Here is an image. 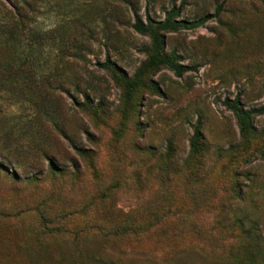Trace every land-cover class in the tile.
<instances>
[{
    "label": "rangeland",
    "instance_id": "obj_1",
    "mask_svg": "<svg viewBox=\"0 0 264 264\" xmlns=\"http://www.w3.org/2000/svg\"><path fill=\"white\" fill-rule=\"evenodd\" d=\"M0 264H264V0H0Z\"/></svg>",
    "mask_w": 264,
    "mask_h": 264
},
{
    "label": "trees",
    "instance_id": "obj_2",
    "mask_svg": "<svg viewBox=\"0 0 264 264\" xmlns=\"http://www.w3.org/2000/svg\"><path fill=\"white\" fill-rule=\"evenodd\" d=\"M181 7L182 3H180L178 6H171L167 11L164 12L163 18L156 22L151 20L149 17H146L145 22L143 23L135 14L134 21L131 25L133 30L141 34H146L153 41L155 49L154 52L151 54V59H153L154 62L158 61L159 63L166 65L176 75H180L182 72L186 71L187 67L178 64L175 61V56L173 54L160 55L159 48H161L162 45V37L160 35V32L164 30L173 31L178 28L193 30L202 27L207 21L216 17L220 13L223 7V2L217 4L214 7L212 13H207L191 20L181 19L178 17L181 11ZM105 64L107 63L103 62L101 66L105 67ZM224 104L235 117V121L237 123L239 131L241 133H245L246 127L248 125V119L253 113L256 112V110L241 109L237 104V98H234L230 102L225 101ZM195 134H197V130H195Z\"/></svg>",
    "mask_w": 264,
    "mask_h": 264
}]
</instances>
